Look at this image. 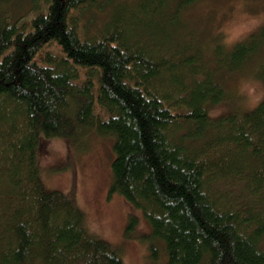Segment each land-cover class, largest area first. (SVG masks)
I'll list each match as a JSON object with an SVG mask.
<instances>
[{
  "label": "trees",
  "instance_id": "trees-1",
  "mask_svg": "<svg viewBox=\"0 0 264 264\" xmlns=\"http://www.w3.org/2000/svg\"><path fill=\"white\" fill-rule=\"evenodd\" d=\"M199 1H128L91 33L81 14L100 0H0V264H124L77 202L43 182L51 139L90 131L114 137L110 193L143 209L164 264H264V96L224 106L230 74L261 54L264 25L231 47L220 36L174 43ZM255 66L264 82V58Z\"/></svg>",
  "mask_w": 264,
  "mask_h": 264
},
{
  "label": "rangeland",
  "instance_id": "rangeland-1",
  "mask_svg": "<svg viewBox=\"0 0 264 264\" xmlns=\"http://www.w3.org/2000/svg\"><path fill=\"white\" fill-rule=\"evenodd\" d=\"M128 1L133 0H109L107 3L100 0L97 8L81 14V18L87 22L89 32L98 33L112 10L127 5ZM29 2L16 0L14 5L19 8L20 4ZM37 5L38 8L43 6L42 3ZM184 11L176 32L166 16L157 20L165 27L168 38L174 30V43H185L191 37L195 47L197 44L209 47L219 36L224 45L231 47L264 25V0H200ZM158 37L162 38V35ZM50 50L59 54L55 46ZM260 53L244 70L230 74L225 83L231 100L224 104L227 109H249L263 98L264 82L254 76L253 71L255 64L264 58V45ZM113 143L114 137L91 131L74 140L52 138L40 162L45 188L70 195L84 211L89 233L116 249L124 264H164L167 259L165 243L153 236L143 209L119 193H110L115 158ZM131 217L136 219V224L127 234ZM154 250L158 253L157 259L151 257Z\"/></svg>",
  "mask_w": 264,
  "mask_h": 264
},
{
  "label": "bare ground",
  "instance_id": "bare-ground-1",
  "mask_svg": "<svg viewBox=\"0 0 264 264\" xmlns=\"http://www.w3.org/2000/svg\"><path fill=\"white\" fill-rule=\"evenodd\" d=\"M80 23V22H79ZM1 221V220H0Z\"/></svg>",
  "mask_w": 264,
  "mask_h": 264
}]
</instances>
